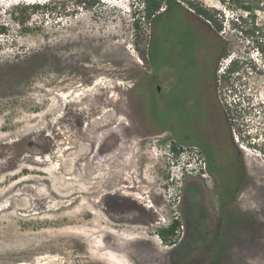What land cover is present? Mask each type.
Segmentation results:
<instances>
[{"label":"rangeland","instance_id":"374dc122","mask_svg":"<svg viewBox=\"0 0 264 264\" xmlns=\"http://www.w3.org/2000/svg\"><path fill=\"white\" fill-rule=\"evenodd\" d=\"M78 1L0 0V191L14 184L11 193L35 186L21 181L31 175L49 176L40 170L59 166L58 150L69 146L61 169L72 172L63 176L82 181L88 165L83 156L80 158L78 141L83 134H94L93 127L104 122L101 120L112 118L109 109L113 107L99 102L109 96L122 100L124 122L143 139L141 150L150 154L138 164L154 181L140 184L152 205L140 212L133 200H116L105 194L104 208L94 209V221L83 225L96 229L92 241L58 250L24 246L51 228L16 222L14 231L0 232L6 234L0 236L4 245L0 264H36L45 254L57 257L45 264H264V56L254 42L264 33V0L259 2L262 7L256 10L255 20L218 0H203L215 21L172 6L152 24L143 17L140 0ZM33 2L50 3L19 23L30 10L23 7L14 12L12 7ZM239 13L243 21L238 19ZM216 23H221L220 30H216ZM201 24L208 26L205 31ZM82 29H91L99 38L77 40ZM201 34L219 42L218 52L225 51L215 66V93L227 108L231 122L227 132L240 151L241 168L230 163L215 165L211 158L210 162L206 159L205 170L180 168L193 155L181 142V128L172 122L169 95L160 102L154 92L160 79L163 90L169 93L177 69L172 67L177 59L174 47L185 42L184 54L191 60V39L196 38L192 43L199 48ZM142 35L149 37L146 60L135 49ZM67 37L68 43L62 44L61 39ZM234 61V72L219 71L220 67L228 71ZM96 82L107 87H97ZM69 91L79 93L62 96ZM43 158L46 164H39ZM217 162H225V158L218 157ZM102 166L108 170V163ZM174 174L180 176L177 182L171 179ZM100 184L106 181L95 182V186ZM41 188L45 189V183ZM27 194L24 191L19 196L22 206L29 202ZM109 201L123 215L119 222L109 218ZM5 203V197L0 199V207ZM79 208L80 203L75 206L76 211ZM21 213L19 216L27 219ZM175 218L180 223L175 236L163 241L158 232ZM199 221H208V236L200 240L192 234ZM204 225L199 230L207 233ZM103 227L111 234L99 231ZM87 248L96 255L91 257L85 252Z\"/></svg>","mask_w":264,"mask_h":264},{"label":"bare ground","instance_id":"6f19581e","mask_svg":"<svg viewBox=\"0 0 264 264\" xmlns=\"http://www.w3.org/2000/svg\"><path fill=\"white\" fill-rule=\"evenodd\" d=\"M88 27L90 28V26ZM77 35V40L88 38V42L93 41V38H99V35L91 31V29L88 31L82 29ZM102 35L106 37L107 31ZM68 41V37L61 39L62 44H66ZM72 42H74V39ZM101 84V82H96L95 86L99 87L100 85V88H103V86L107 87V84ZM69 93L71 91L68 93L63 92L62 96L67 97ZM78 93L76 91L71 94L77 95ZM99 102L104 106L110 105L113 107V109H109V113L112 110V118L106 121L101 120L104 122L93 127L97 133L88 132L83 134L80 141H78L82 149L80 150V158L83 156L86 159V167L88 165V169L84 170L85 172L82 175L83 182L81 180L70 181L65 179L63 175L72 171L66 172V170L61 169L65 163L63 155L71 147H63V150L60 148L58 150L59 166L40 170V172L48 173L49 176H28L21 182H33L35 186H24V188L15 193H11V191L16 184L0 191V199L6 198V203L0 207V232L14 231V223L22 222L32 228H51L44 231L40 238H31L29 242H24V246H30L32 249L58 250L70 244L76 245L78 243L81 247L83 244L90 243L93 239L96 229H92L91 225L86 227H83V225L94 221L97 216L96 212L104 208L102 204H106L103 199L105 194L115 196L116 200H133L140 212L144 210V207L152 205L145 195L147 191L141 190L140 185L141 181L154 183L152 178L144 174L145 172L139 168V159L143 156L148 158L150 155L148 151H143L139 147L143 139L139 138L136 132L132 130L131 124L126 125L124 122L126 114L119 103L122 102L121 99H112L107 96V98H100ZM71 143L76 144L77 142L72 141ZM46 161L47 159L43 158L38 160V163L42 164ZM105 162L108 163V170L107 167L102 166ZM2 163L0 160V168L3 167ZM95 171L98 172L92 176L91 174ZM103 179L106 181L105 185L95 186V182L100 183ZM44 183L45 189H42L41 186ZM24 191L28 192L29 202L22 206L19 196ZM146 201L149 203L143 204ZM78 203H80L81 208L76 211L75 206ZM114 206V202L108 205V208L112 210L109 218L114 222H119L122 220L123 215L114 209ZM94 209L97 211H94ZM20 210L23 211L21 214L27 219L19 216ZM89 214L91 220L87 221L86 218L89 217ZM145 214L149 215L151 213L146 212ZM3 222L7 223L3 224ZM100 229L99 231H103L105 236L111 234V231L106 230L104 227ZM2 235L6 234L0 233V236ZM73 237H76L75 241H72ZM20 242L16 241L15 243L16 245H21ZM105 245L106 242L104 240V247H106ZM3 246V244H0L1 249H3ZM12 248L15 249L16 246ZM99 249H102V247H99ZM85 252L89 253L91 257L96 255L91 248H87ZM50 256L45 254L40 260L38 259L39 262L36 264H45L50 263L52 260H57V257ZM41 260L43 262H40ZM19 264L30 263L23 262ZM110 264L124 263L117 261L115 263L110 262Z\"/></svg>","mask_w":264,"mask_h":264},{"label":"flooded vegetation","instance_id":"af4514ba","mask_svg":"<svg viewBox=\"0 0 264 264\" xmlns=\"http://www.w3.org/2000/svg\"><path fill=\"white\" fill-rule=\"evenodd\" d=\"M201 26L204 31L208 27L205 24ZM201 35L203 39L199 48L192 43L196 38L191 39V60L186 59L184 54L185 42H179L174 47L177 59L172 63V67L177 69L169 93L168 90H163L160 79L155 83L154 92L160 102H164L166 95H169L172 122L177 128H181L180 133L184 137L181 142L186 143L192 157L202 154L205 161L207 159L210 162L211 158L215 165L230 163L232 167L238 165L241 168L240 151L236 149L232 136L227 132V129L231 128L227 108L220 100V95L215 93V66L225 51L218 52L219 42L214 43V40H208ZM224 72L230 74L234 69ZM226 73L224 77L227 76ZM226 82L225 78L224 83ZM170 131L175 134L173 129ZM218 157H224L225 162H217ZM240 176L243 177L241 172L238 173V178Z\"/></svg>","mask_w":264,"mask_h":264},{"label":"trees","instance_id":"16d2710c","mask_svg":"<svg viewBox=\"0 0 264 264\" xmlns=\"http://www.w3.org/2000/svg\"><path fill=\"white\" fill-rule=\"evenodd\" d=\"M142 2V12H143V17L150 23L153 22L157 17H159L161 14L164 12L168 11L170 7L172 6H180L182 9H184L185 12H188L187 14L193 15L197 18L202 17L206 21H215L213 15L210 14V12L207 10V8L203 4V0H140ZM221 4L225 5L228 8L235 7L239 9L240 11L246 12L245 16H250L253 20H255L256 16V10L261 9L262 6H260L259 2L263 0H218ZM79 3H85V0H79ZM50 3V2H49ZM49 3H18L15 4L12 8L14 12H17L19 8L27 7L30 12L29 14H25L23 19L18 20L19 23H24L25 21L28 20V16H30L31 13L36 11L39 7H44L48 6ZM178 8V7H177ZM181 10V9H180ZM23 10L20 9V12ZM183 11V10H182ZM26 13V12H25ZM241 19L242 21L244 20L243 14L239 13L238 19ZM256 28V27H253ZM221 29V23H216V30ZM4 30V27H2V31ZM243 31H245L242 28ZM251 33L255 32V29L250 31ZM264 33L261 32L260 36H256L254 42H256V49L257 51L261 54V56H264ZM149 37L146 35H142L140 39L135 43V49L137 51L138 56L146 60L148 57V49L145 46L147 40ZM151 39V36H150ZM237 66L236 62L234 61L232 64L229 65L227 68L228 70L235 69ZM175 149V148H174ZM176 150V149H175ZM177 151V150H176ZM242 176H240V179ZM226 202V201H224ZM208 221H199L197 222L194 227L192 234L196 235L197 238L200 240V238L203 236L207 238L208 236ZM204 223L207 229L206 232H200V226L201 224ZM180 223L177 218L171 221V223L168 226L163 227L159 232L158 235L161 237L163 241H167L168 237L175 236L176 230L179 227ZM202 241V239H201ZM218 249V248H217Z\"/></svg>","mask_w":264,"mask_h":264},{"label":"clouds","instance_id":"9594fccd","mask_svg":"<svg viewBox=\"0 0 264 264\" xmlns=\"http://www.w3.org/2000/svg\"><path fill=\"white\" fill-rule=\"evenodd\" d=\"M198 158L199 157H192L191 158V161H188L186 163H183L182 164V167H180V168H183V169L186 170V169H188V167H189V169L190 168L192 169V168L196 167L198 170L201 169L200 164L198 163ZM192 164H195V165L193 166ZM171 179L172 180L174 179L175 182H177L180 179V176H178V174H174V175H172Z\"/></svg>","mask_w":264,"mask_h":264},{"label":"built area","instance_id":"2783aa9c","mask_svg":"<svg viewBox=\"0 0 264 264\" xmlns=\"http://www.w3.org/2000/svg\"><path fill=\"white\" fill-rule=\"evenodd\" d=\"M224 67H226V66H224ZM225 71V70H223V68H221L220 67V70L219 71ZM198 163L200 164V167H201V169H203V170H205V167H206V162H205V160L203 159V158H198ZM206 173H203V175H205Z\"/></svg>","mask_w":264,"mask_h":264},{"label":"crops","instance_id":"0c3cea01","mask_svg":"<svg viewBox=\"0 0 264 264\" xmlns=\"http://www.w3.org/2000/svg\"><path fill=\"white\" fill-rule=\"evenodd\" d=\"M176 7H178L179 9H181V10L184 11V9H182V7H180V6H176ZM184 12H185V11H184ZM185 13H188V12H185Z\"/></svg>","mask_w":264,"mask_h":264}]
</instances>
